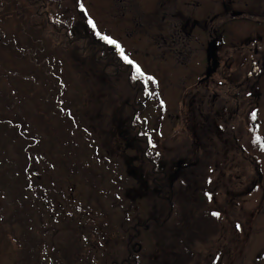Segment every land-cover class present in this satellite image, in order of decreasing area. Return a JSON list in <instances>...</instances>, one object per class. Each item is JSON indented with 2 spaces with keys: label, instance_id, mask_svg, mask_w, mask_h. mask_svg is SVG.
I'll return each instance as SVG.
<instances>
[{
  "label": "flooded vegetation",
  "instance_id": "obj_1",
  "mask_svg": "<svg viewBox=\"0 0 264 264\" xmlns=\"http://www.w3.org/2000/svg\"><path fill=\"white\" fill-rule=\"evenodd\" d=\"M23 2L15 8L25 18L34 9L27 27L68 32L61 44L72 49L90 44L125 93L124 124H113L119 150L108 155L130 176L124 201L132 224L108 264H243L253 256L254 216L264 212V0H109L102 19L116 30L104 24L100 34L81 23L92 21L79 5L67 24L51 17V0ZM110 35L130 45L114 47ZM134 45L189 66V74L167 77V94L129 60Z\"/></svg>",
  "mask_w": 264,
  "mask_h": 264
},
{
  "label": "rangeland",
  "instance_id": "obj_2",
  "mask_svg": "<svg viewBox=\"0 0 264 264\" xmlns=\"http://www.w3.org/2000/svg\"><path fill=\"white\" fill-rule=\"evenodd\" d=\"M15 1L23 8L27 6L21 0ZM15 1L0 0V123L4 121L9 130L13 125L22 126L25 132L23 134L28 136V142L30 137L40 140L36 147L27 150L32 157L34 153L37 155L38 160L35 159L33 168L41 172L50 188L56 189L55 184L59 183L63 193L56 197L55 191H50L58 200V207L50 205L54 217L48 216L47 211L44 212L42 203H39L41 208L35 206L25 216V213L16 208L17 203L11 197L10 191L0 181V264H92L91 259L88 262V256L93 259V264H108L114 251L120 256L122 237L127 227L132 224L127 218V205L124 201L126 188H129L126 183L129 174H126L122 163L110 158L106 147L99 144V136L91 118H95L92 109L96 110L102 105L101 110L106 111L111 118L114 116L116 128L119 129V126L124 124V116L121 113L120 116L117 115L118 111L113 109L110 97L119 95L123 90L109 87L106 81H101L98 72L83 55L68 51L63 53L64 50L56 49L49 39H46L48 43L39 42L40 39L35 37L40 34L31 36L34 43L29 48L21 42L16 45L14 36L17 35L18 29L24 27L27 19L21 16L20 8H15ZM108 3L109 0H78L76 4L73 0H51L48 9L52 18L60 19L61 23L73 24L78 17L69 13L79 5L80 11L92 21L91 24H86L82 19L81 23L86 26L87 31L92 30L93 24V34H100L98 28L104 24H109L108 28L116 30L110 20L105 23L102 19L106 16L103 8H107ZM33 12L32 8L27 15L31 16ZM19 32L32 34L28 30ZM131 37L133 39L136 36ZM21 40L20 37L19 41ZM106 40L114 47H118V44L130 45L129 40L125 38L117 42L114 35L107 36ZM8 44L13 45L20 57H17V54L16 57L7 54L1 47H7ZM132 48V53L128 55L129 60L157 77L158 84L167 94L174 91L167 77L175 78L190 72L189 66L177 68L167 62L166 57L158 60L155 54L149 58L150 52H142L145 47L134 45ZM25 54L27 56L24 58ZM8 58L14 62L13 67L4 63ZM138 60L141 66L138 65ZM200 64L198 61L194 63L195 66ZM191 66L193 67V62ZM15 72L20 74L16 76ZM160 108L164 110L166 103L161 102ZM58 109L66 110L67 113L61 111L60 114ZM73 113L76 116L73 117ZM71 119L77 121L80 126L77 134ZM68 128L72 132L71 135L68 134L65 137L67 139H61L70 143L62 150L60 144L52 140L51 136L54 134L59 137L60 130L62 135H65ZM150 128L153 126L150 125ZM0 132L4 136L0 148V174L6 172V177H14L18 174L17 169L9 165H17L19 155L15 154L10 142H7L5 150H2L4 139L11 134L1 127ZM11 137L15 140L13 135ZM18 140L21 142L23 138ZM70 148L75 149L70 151ZM259 151H264L262 142H259ZM70 153L79 158L75 179L70 175L73 168ZM261 155L264 158V152ZM91 179V185L95 187L102 205L93 204L94 201L90 198V187L87 184ZM70 187L74 193L72 198ZM257 193L259 199L255 207L263 195L261 189H256L255 195L253 191L254 200ZM29 194L35 199L32 191H29ZM133 196L139 197V194ZM41 209L44 214L39 219L36 213L41 212ZM261 211H264V204ZM105 212L107 214H104ZM254 217H257L255 223L260 221L259 229L254 228V255L247 261L244 260L243 264H251L253 257L254 264H264V212L260 215L257 213ZM170 227H173L172 224ZM150 234H142L147 248L150 247Z\"/></svg>",
  "mask_w": 264,
  "mask_h": 264
},
{
  "label": "trees",
  "instance_id": "obj_3",
  "mask_svg": "<svg viewBox=\"0 0 264 264\" xmlns=\"http://www.w3.org/2000/svg\"><path fill=\"white\" fill-rule=\"evenodd\" d=\"M15 1V0H14ZM25 1V0H23ZM15 2H13L14 4ZM20 8V7H17ZM21 9V8H20ZM25 9H21L20 13L22 17H25ZM39 22V20L37 21H32V23H37ZM38 27V25H37ZM39 30L36 31L35 29L32 30L31 28L27 27V25H24L23 28H21L20 30L18 29L17 35L14 36V41L15 44L18 45V42L23 43V45H25L26 47H31V45H33L32 43H34L33 39L31 38V36H33L34 34H40V36H36L35 39H40V41H43L44 43H48L46 42V39L51 40L52 45L55 46L56 49H63L65 51L68 52H73L75 55H79L82 53V55L84 57H86L89 62H91L90 64L93 66V69L98 72V77L100 78L101 81H106V85L107 86H112V81L108 78L107 73L109 72L107 69V65H106V61L103 58H99L97 57L96 53H94L90 47V44H88V46H85L83 48L80 47H74L73 49L70 48L71 45H73V43H66V44H61V41H63L65 38L64 37H68L69 38V34L68 32H66L67 35H63V31L61 29H52V28H37ZM31 31V33H27V32H23V34H21L19 31ZM63 32V33H62ZM20 37L22 38L21 41ZM71 38V37H70ZM12 42V41H11ZM22 45V44H20ZM35 46H37L35 44ZM40 46V45H39ZM6 52L7 54L10 53L13 57H20V55L18 54V52L16 53V51L13 49V45L8 44V46L6 47V45H2L1 46ZM6 48H9L6 49ZM27 56V54H25L24 58ZM104 60V61H103ZM4 63H8L9 65H11L12 67L15 65L14 62L11 59H7L6 61H4ZM104 71V72H103ZM20 73L15 72V75H19ZM84 75L81 77V79L83 80ZM84 80H86V77L84 78ZM60 95V94H58ZM120 96V97H119ZM125 96L124 92L119 93V95L114 94L113 97H110L113 103V109L117 112V115L120 116V113L123 115V110L121 107V100L122 98ZM59 98V96H57ZM60 97L62 98V96L60 95ZM42 98V97H41ZM60 99V98H59ZM43 100V98H42ZM118 100V102H117ZM102 105L101 107H98L95 109H92V113H94L95 118H91L92 122H93V126L94 129L96 130V134L99 136V144H103L106 147V153H112V152H116L117 150H119L118 148V141H115L112 139V136H116L114 134H116L115 132H113V124L115 122L114 120V116L111 118L108 113L106 111H102ZM59 110V109H58ZM61 111L64 112V114L67 113L66 110H59V113L61 114ZM90 112V114H92ZM76 116L75 113H73V117ZM18 122L20 121V118L17 120ZM4 122V121H3ZM0 123V127L2 130H6L8 131L11 135H13L15 137V140L12 139L11 135L6 137L4 139V145L2 150H5V145L7 142H10L13 146V150L15 152V154L19 155V159L17 161V165L11 163L9 165V167H16L18 174H16L14 177H6L3 172L2 174H0V181L2 183V185H4L5 187H7L10 191L11 197L13 198V200L17 203L16 204V208L21 210L22 213L26 214L25 216H27V212L31 211V209H34L35 206L40 207L39 203L44 204L43 210L47 214L48 216H52L53 215V210L50 208V205H54L55 207H58L56 204L58 203L57 200V196L58 194H62L63 191L60 189V184H55L57 186L56 189L54 188H50L47 184V182L44 180L43 175L41 174V172L37 169L35 170L33 168V165L35 163V159H37V155L34 153L33 157L32 155H30V152L28 153L27 150H31L32 147H36V143H39V139L30 137V141H27L28 136H26L24 132V129L22 126L19 125H13V127L11 128V130H9V126L6 123ZM24 123V122H23ZM71 123L75 124L76 126V130L74 131L76 134L78 133V129L80 128L79 124L77 123V121H75L74 119H71ZM25 124V123H24ZM66 134L62 135V130H60V136H56L54 134H52L51 139L58 142L60 144V146L62 147V150L70 143V141H63L61 138L63 139H67L65 138L66 136H68V134L71 135V130L68 128V130H66ZM16 132L18 133V135L16 136ZM47 132V131H46ZM3 134L0 132V148L2 147V142H3ZM23 138V141L19 142V138ZM18 138V139H17ZM75 148H70V151L73 150ZM40 153V151H38ZM46 157H44L45 160ZM62 158V157H61ZM97 159H99V157H96ZM108 159V157H106ZM78 160L79 158L75 155L72 156V153H70V162L71 165L73 166L72 168V172H70L71 176L75 179V176L78 173L77 170V164H78ZM5 160H3L4 162ZM2 162V163H3ZM61 164H63V162H61ZM38 180V181H37ZM91 180H88V184L87 186L90 187V198L93 199V204H101V198L97 195L96 189L95 187H93L91 185ZM51 190L55 191L56 197L50 192ZM70 192L72 193L70 198H72L74 196L73 193V188L70 187L69 188ZM29 191L33 192V195L35 197V199L32 198V195L29 194ZM33 199V200H32ZM90 201V200H89ZM59 206L62 208V205L59 204ZM92 207V205H90V208ZM41 208V207H40ZM43 210L41 209L40 211H37L36 215L39 216V219H41L43 213ZM104 214H107L106 212ZM89 216V214L87 215V217ZM26 219H24L25 221ZM88 228V227H87ZM90 259L92 260V258H90L89 256L87 257L88 262L90 261Z\"/></svg>",
  "mask_w": 264,
  "mask_h": 264
}]
</instances>
